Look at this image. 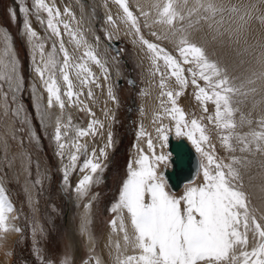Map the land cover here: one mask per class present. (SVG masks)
I'll list each match as a JSON object with an SVG mask.
<instances>
[{
  "label": "snow or ice",
  "instance_id": "obj_1",
  "mask_svg": "<svg viewBox=\"0 0 264 264\" xmlns=\"http://www.w3.org/2000/svg\"><path fill=\"white\" fill-rule=\"evenodd\" d=\"M114 3L122 10L120 19L129 26L130 31H134L151 53L152 64L157 65V62L162 60L165 67L170 70L171 76L175 77L182 88L186 87L188 81L182 75L180 62L160 44L145 39L142 34L140 17L144 18L143 27H150L148 19L150 13L140 9V15H135L130 9L128 0H114ZM18 10L23 17V34L32 44L33 71L47 93V108L40 103L35 104L38 117L41 125L46 127V122H50L54 115L51 110L59 108L60 114L55 116L51 139L56 144V155L68 161L62 169V183L66 185V190L74 192L78 199L91 197L83 204L87 212L98 198V194L92 193L90 189L93 184L100 183L97 174L103 172L106 165L100 162L96 149L92 150L91 155H87V144L82 143L81 139L95 136L98 129H103L104 125L98 119H90L86 128L76 127L72 124L70 115L65 122L63 114L66 101L62 97H67L69 106L82 104L79 97L83 95V89L88 88L87 96L92 98L93 92L89 86L95 84L100 87L92 65L100 69L104 80L107 81L110 79L108 62L99 53V37H96V45L89 43L84 32L78 27L80 21H76L75 14L70 8L65 7L62 12L55 0H33L31 7L24 0H19ZM9 11L12 19L15 20L16 10ZM33 15L39 23L45 25L47 32L56 38L58 47L57 43H53L49 50L46 42H41L42 38L30 22ZM65 16L70 19L65 20ZM156 16L157 20L154 22L166 24L170 28L174 25L175 12L170 0H165L164 5L158 8ZM73 21H76L77 27H73ZM106 23L115 25L111 14L107 16ZM65 35L69 37L68 42L74 45L72 52L65 45L63 39ZM152 35L157 36L158 40L168 38L159 36L156 32ZM105 38L111 41L113 36L105 30ZM179 45L178 52L184 63L196 65V69H188L192 76L191 84L197 89L195 100L201 104L204 112L208 111L209 102L214 105V116L206 118L216 130L223 133L220 137L222 146L226 150L234 151L230 143L235 128L232 119L234 109L231 107L230 98L234 89L228 84L226 77L218 78L219 69L214 62L208 60L201 48L189 42L185 36L179 37ZM60 56L62 60L59 59ZM73 74L79 82L80 91L75 89ZM198 80L203 81L206 87L201 86ZM132 83L134 82L130 80L129 84ZM22 86L23 77L19 59L13 53L9 39L3 56H0V94L3 96L5 106L4 115L10 113L13 120H19L23 111L22 107H14L17 101L16 93L21 91ZM159 86L162 89L161 97L167 98L166 101L161 100V107L163 113L174 122L175 135L186 137L195 147V151L206 160V163L200 165L203 183L194 185L192 181L186 182L184 191L179 196L170 191V177L161 170V165L165 169L172 165L171 152L160 154L153 152L149 157L141 151L138 158L130 161L127 178L120 187L118 199L108 209L114 214L108 223L113 231L123 234L124 248L130 247L138 254L124 255L117 241L114 244L117 253L115 264H264V222H261L264 221V216L257 218L256 209L250 206L249 197L243 191L241 173L233 166L239 161L233 156L232 163H226L214 154L215 146L211 143L208 128L203 123L205 118L187 119L184 110L177 102V97L182 93L163 90L166 87L163 73ZM33 92L35 93L34 86ZM9 93H11L10 99ZM108 96L111 100H116L111 87L108 88ZM81 110H87L89 115L94 117L90 108L85 107ZM23 123H28L27 117L24 118ZM248 123L251 124L252 121L249 120ZM258 124L259 131H252L244 137L236 135L235 139L244 145L241 151L252 152L254 145L255 152L264 153V118H261ZM170 130V127L160 119L155 132L162 147L168 144ZM15 131L23 132L24 129L19 127ZM73 131L74 135H71ZM70 135L71 139H69ZM137 135L143 137L146 133L139 130ZM31 139H37L35 133L31 134ZM111 143L112 132L109 131V146ZM153 147V141L149 138L148 148L153 149ZM82 150L86 158L78 165L77 161ZM106 155L105 148L101 147L99 157ZM77 167L82 175L75 186L70 187V175ZM35 184L42 187L43 181L37 179ZM13 211V203L6 195L5 188L0 186V233H7L10 230L17 233L22 231L19 226L11 223L17 218L8 215ZM124 213L130 220L131 235L125 224ZM90 223V220H86L82 231ZM250 237L255 243L249 249ZM89 239L91 240V237ZM89 251L93 254L81 264H104L102 257L94 254V249ZM44 264H66V259L60 261L49 259L44 261Z\"/></svg>",
  "mask_w": 264,
  "mask_h": 264
},
{
  "label": "bare ground",
  "instance_id": "obj_2",
  "mask_svg": "<svg viewBox=\"0 0 264 264\" xmlns=\"http://www.w3.org/2000/svg\"><path fill=\"white\" fill-rule=\"evenodd\" d=\"M99 1H101V3H99V7L103 10L106 17L109 14L113 13V11L116 12H114V15L112 14L115 20V25H111L110 28H108V32L112 34L113 39L109 41L104 37V43L99 41L98 44H100L103 49L104 46L108 48V45H111L110 43L113 40H118L117 37H120L121 35H127L130 36V38H134L138 45V47H135V49L138 52L139 58L141 59V61L144 62L148 69L147 76L152 78V82H150V80L144 85L146 86V88L142 90V92L146 95L144 96L145 98L140 106V108L142 109V119L141 124L139 126H144L143 129L146 135L143 137L136 135V140L133 146V150L131 152L129 162L134 161L136 158H138L141 151L144 155H147L149 157L152 156L153 152H155L156 154H160L161 152L168 153L170 152L168 150V144L166 147H162L161 142L157 139V134L155 132V128L158 125L159 120L162 119L163 123L170 127V133L174 137L177 138V136L175 135L174 122L171 120L170 117L163 113V110L161 108V100L163 99L166 101L167 98L161 97L160 87H157L156 80L160 81V77H158L157 72L152 71L153 68L149 64V62L151 61V53L148 52L146 46L142 44L139 38L135 35L134 31H130L129 26L126 25L120 19L122 10L118 8V6L114 3V0ZM94 2L98 4L97 0H94ZM32 3L33 0H31V5ZM55 3L62 12L65 7L71 9V11L75 14L76 21H80L78 26L79 29L84 32L89 43L96 45L97 35H95L93 28L89 26V23L87 22L83 2H81L80 0H55ZM128 3L130 5V9L137 16L140 15V9H143L144 11L150 13V16L148 17L149 23L151 25L150 27H143L144 18L140 17L141 31L145 39L160 44L171 55H173L178 62H180L181 67L183 69L182 75L188 81L187 86L182 88L176 81L175 77L171 76L170 70H168L166 79L164 78L166 87L163 90L180 91L182 93L181 96L177 97V102L179 106L182 107V109L184 110L187 119L190 118L191 120L194 117H204L205 119H207V116H214L215 108L214 105L209 102L207 104L208 111L204 112L201 104L195 100V93L197 89L192 84L190 85L192 76L189 73L188 69H196V65L194 63H184L183 58L179 55V37H187L189 42L197 45L203 50L204 55L211 62H215V59L220 57L224 59L223 67L227 68L223 71V68L221 69V67H217L220 72L218 78L223 79L226 77L228 80V84L234 89V93H232L230 96L232 100L231 107L234 109L232 119L235 124V128L233 129V136L230 140V143L232 144L234 151L226 150L222 146L220 137L221 135H223V133L219 132L216 129V134H214L212 138H210L211 143L215 146L214 154H218V158L222 161L226 163H232L231 158L233 156L237 158L239 163H236L233 166L237 168L241 173L243 191H245L246 193L249 192L252 195V197H248L250 199V203H252L254 206L253 208L256 209L257 218L259 219L261 216H264V171L261 170L264 169V166L261 167L260 165L261 163L264 164V153L255 152L254 145L252 146V152L241 151V148L244 145L235 139L236 135L244 137L252 131H259L260 126L258 124V121L261 118H264V41L260 37L262 32L260 33L257 29V22L261 20V17L264 18V11H262V13L255 12L254 8L256 5L252 7H245V3H242L239 0H170L171 7L175 12L174 25L170 28L166 24L154 22L157 20L156 15L158 8L164 5L165 0H128ZM64 19L67 20L70 19V17L65 16ZM76 21H73V27H77ZM30 22L33 28L37 31L38 35L42 38L41 42H46V47L50 50L51 45L53 43H57L56 38L52 37L51 34L47 32L45 25L39 23L35 18V15L31 17ZM244 22L246 23V28L243 25ZM247 22H249L250 26L247 25ZM126 27L128 28L126 29ZM0 29L4 30L2 27H0ZM153 32H156L159 36H167L168 38L158 40L157 36L152 35ZM173 33H175V35H173ZM4 34L6 47L10 38L6 30ZM63 39L66 47L69 49L70 52H72L74 49V45L68 42L69 37L65 35ZM26 41L30 54L29 56L31 59L33 55L32 44L29 43L27 37ZM243 42L245 43L244 46ZM12 51L15 54L13 48ZM228 57H230L229 60L227 59ZM59 59L62 60V56H60ZM160 63L163 67H165L162 60H160ZM215 65H217V63H215ZM92 70L96 73L98 82L100 84V87H97L95 84L89 86L93 92L92 98H88L87 96L88 88H84L83 95L79 97V100L83 102L82 104H74L72 106H69L67 104V97H62L66 101V108L64 110L63 120L67 122V118L70 115L72 119V124L76 127L86 128L90 119H98L101 121L102 119H100L99 111H103V108L106 105L110 106L112 104L109 110V116H113V100L112 102H110L111 100L108 96V88L110 83L108 80H104L103 74L101 73V71L99 72L100 69L97 66L92 65ZM115 75L117 76L118 72L115 71ZM72 78L75 89L77 91H80L79 82L75 79L74 74ZM200 82L201 80H199V83ZM202 84L206 87L203 81ZM30 86L34 106L35 104L40 103L45 108H47V93L44 91L40 79L36 76L35 72L33 71L32 63L30 71ZM33 86L35 87V93L33 92ZM61 87L63 91L62 82ZM167 106L170 107V105ZM85 107L91 109L92 113H94V117L90 116L87 110H81ZM158 109L159 119H156L155 113ZM51 111L54 114L52 120L50 122H46V127H42L46 132L50 133V140L52 142L53 151L58 162L59 170L62 173V169L68 163V161L67 159H61L56 155V144L51 139L55 127V116L60 114V110L58 107H56L53 108ZM145 112L149 114V119L147 121V124L144 125L143 116L145 115ZM84 115L87 116V119L84 118ZM249 120L252 121L251 124L248 123ZM30 132H35L32 126ZM71 135H74V131L71 133ZM71 135L69 139H71ZM89 137L90 136L82 138L81 142L87 143ZM149 138H151L153 141V149L148 148ZM184 138L190 143V145L195 151V147L191 144V142L186 137ZM205 147L207 148V145ZM87 150V155H91L93 149L90 148ZM67 151L68 149L66 148L65 152L67 153ZM83 152L84 151L82 150L79 154L80 159L77 161L78 165L80 163ZM196 154L197 157H199L198 161L200 160V165L202 163H206V160L201 156L200 153L196 152ZM96 155L102 163L105 157H99L98 150L96 151ZM161 167L163 168V166ZM259 167V172L254 170V168ZM81 175L82 174L80 173L78 168V171L73 180L72 187L75 186L77 180L80 178ZM192 182L194 185L203 183V176L200 167L194 176V181ZM122 183L123 181L120 183L117 192L118 196ZM185 184L186 182H184L178 189L174 190L177 191L176 193L174 192L177 196L183 193ZM72 193L74 201L76 202V204H79L82 200L78 199L74 192ZM118 196L111 202V205L118 199ZM87 202L88 199L84 201V203ZM83 204L80 206L79 221L77 225H75L74 218L72 217L71 213L68 214L67 218L68 228L66 235L70 246V252L71 254H73V261H75L79 257H82L81 251L84 246L87 251H89V249H95L97 243V251L94 254L96 256L102 257L104 264H115V257L117 253L114 244L117 241L120 243L121 252L124 255L138 254L136 250L130 247L127 249L124 248L123 234L119 231H113L110 228L109 223L107 224L105 231L103 232L102 236L100 237L97 243L95 235L92 231L91 223L90 225H86L85 230L82 231V226L85 225V221H91L93 217L92 206L86 212L83 207ZM124 216L125 224L128 228L129 234L131 235L132 229L130 225V220L127 217L126 213H124ZM89 237H91V240L89 239ZM110 241L112 242L111 244ZM254 243L255 241H253L250 237L249 249L253 246ZM89 258L90 257L83 258V261H87Z\"/></svg>",
  "mask_w": 264,
  "mask_h": 264
},
{
  "label": "rangeland",
  "instance_id": "obj_3",
  "mask_svg": "<svg viewBox=\"0 0 264 264\" xmlns=\"http://www.w3.org/2000/svg\"><path fill=\"white\" fill-rule=\"evenodd\" d=\"M80 1L84 4L89 26L93 28L95 35L99 37V41L104 43L105 30L108 31L111 25L106 23L107 17L99 7L101 1L97 0L98 4L94 0ZM239 1L245 3V7L256 5L255 12L262 13L264 11V0ZM24 2L31 7V0H24ZM18 4L19 0H0V27L4 29H0V56H3L6 48L4 38L6 30L12 48L18 56L20 72L23 77V86L21 91L16 93L17 101L14 105L16 108L22 107L23 109L19 120H13L10 113L7 116L4 115L5 106L3 96L0 94V186L5 188L6 195L14 205V211L8 215L17 218L11 223L19 226L22 231L17 233L10 230L7 232L9 235L0 233V264H44V261L49 259L57 261L66 259V264H81L83 258L90 257L93 253L87 251L83 245L82 257L75 261L72 260L73 254L70 252L66 235L67 218L68 214L71 213L75 225H77L80 206L86 199L76 204L72 191L66 190L53 151L50 133L44 130L37 116L30 86L31 59L26 36L22 32L23 17L19 13ZM13 8L17 13L15 20L12 19L9 11ZM114 12L116 11H113L111 15H114ZM243 25L246 28L245 22ZM247 25L250 26L249 22ZM257 29L260 33L262 32L260 37L264 41V18L261 17V20L257 22ZM118 40L119 53L115 52L112 45H108V48L104 46L102 49V46L98 44L101 57L108 62L110 70L109 87L112 88L116 100L113 101V116H109L112 104L104 106V110L99 111L100 119L103 120H101L104 125L103 130L98 129L97 134L90 136L91 138L89 137L86 143L87 149L99 151L101 147H104L107 154L102 161V164L106 165L104 171L97 174L100 177V183L93 184L91 187V192L98 194V198L92 203L93 217L91 220L96 243L105 231L109 220L113 218L114 214L108 209L111 202L118 196L120 183L127 177L128 162L137 132L139 129L144 131V126H139L142 119L140 106L146 95L143 94L142 90L146 88L144 85L148 81L151 80L150 82H152V78L147 76L146 65L141 61L135 49L138 47L136 40L127 35H121ZM227 59L229 60L230 57ZM223 61L224 59L220 57L215 59L214 63H217L216 66L223 68L224 71L227 67H223ZM149 64L153 68L152 71L157 72L160 79L161 73L166 79L168 69L163 67L160 61L157 62V65H153L151 61ZM115 71L118 72L117 76ZM130 79L134 83L129 84ZM156 82L159 88L160 81L156 80ZM200 84L203 86L202 81ZM6 87L7 85H5ZM160 91H162L161 88ZM10 97L11 93H9V99ZM158 113L159 109L155 113L156 119H159ZM25 117L28 119L27 124L23 123ZM84 118L87 119V116L84 115ZM148 119L149 114L145 112L143 116L144 125L147 124ZM188 119L190 120V118ZM203 123L207 126L210 138H212L216 134L215 128L209 124L207 119H204ZM31 126L37 136L35 140L31 139ZM19 127H22L24 131L16 132L15 129ZM109 131L112 132L111 146L108 144ZM14 134L15 139H13ZM83 154L79 164L86 158L85 152ZM215 155L219 156L216 153ZM260 165L261 167L264 166L263 163ZM254 170L259 172L260 167L254 168ZM261 170L264 171V169ZM77 171L78 167L70 175V187L73 186ZM37 179L43 181L42 187L35 184ZM169 190L177 192L171 188ZM246 194L252 197L249 192ZM250 206L254 207L252 203ZM97 244L94 253L97 251Z\"/></svg>",
  "mask_w": 264,
  "mask_h": 264
},
{
  "label": "water",
  "instance_id": "obj_4",
  "mask_svg": "<svg viewBox=\"0 0 264 264\" xmlns=\"http://www.w3.org/2000/svg\"><path fill=\"white\" fill-rule=\"evenodd\" d=\"M118 43V40H113L110 43L116 53H119ZM168 135V150L172 154V165L167 169L163 166L162 171H165L166 176L170 177V188L176 190L184 182L194 179L199 169V161L196 152L184 137L176 138L170 132Z\"/></svg>",
  "mask_w": 264,
  "mask_h": 264
}]
</instances>
